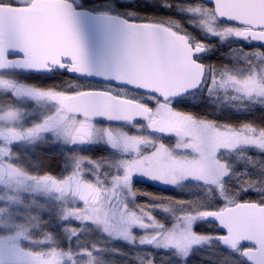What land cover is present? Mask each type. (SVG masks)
Returning a JSON list of instances; mask_svg holds the SVG:
<instances>
[{
	"label": "snow or ice",
	"instance_id": "6c2138e0",
	"mask_svg": "<svg viewBox=\"0 0 264 264\" xmlns=\"http://www.w3.org/2000/svg\"><path fill=\"white\" fill-rule=\"evenodd\" d=\"M142 7L0 0V264H264V0Z\"/></svg>",
	"mask_w": 264,
	"mask_h": 264
},
{
	"label": "trees",
	"instance_id": "16d2710c",
	"mask_svg": "<svg viewBox=\"0 0 264 264\" xmlns=\"http://www.w3.org/2000/svg\"><path fill=\"white\" fill-rule=\"evenodd\" d=\"M165 0H140L141 4H151V8H141L139 10L141 11H150L155 15H168V14H174L178 18L186 19V16L184 13L173 11L172 9H165L164 7ZM174 4H180L183 5L187 2V0H172ZM156 9H159V11H156ZM226 50V49H225ZM213 59H215V56H213ZM19 79L21 81H25L27 83L31 84H39L43 83L44 81H41L38 78H27L25 76H20ZM93 156H100L97 154L95 149H90L85 151ZM51 170V169H50ZM59 171V169H57ZM138 187H143L147 191H162V189H156L151 187L150 185H138ZM169 195H177V193L172 192L169 193ZM140 199H144V197H140ZM61 228H63V225H61ZM61 244H67V241L63 238L60 239ZM118 246L124 249L125 252L128 253V255H120V254H113L111 252H106L104 255L105 261H115L116 264H139V261H134L131 257L133 255L132 249H130L127 245L121 244L119 241H112L111 244L108 245V247ZM214 256V252L211 249V246H206L205 249H201L199 252H194L192 256L190 257V260L193 262V264H213V260L210 257Z\"/></svg>",
	"mask_w": 264,
	"mask_h": 264
},
{
	"label": "flooded vegetation",
	"instance_id": "af4514ba",
	"mask_svg": "<svg viewBox=\"0 0 264 264\" xmlns=\"http://www.w3.org/2000/svg\"><path fill=\"white\" fill-rule=\"evenodd\" d=\"M28 107H30V105ZM63 147H64L65 151H67V152H72V151L77 149L76 146H67V145H65ZM90 149H95V151L99 155H104L105 151H106V149H99L95 145L81 146V147H79L78 150L81 151V152H85V151L90 150Z\"/></svg>",
	"mask_w": 264,
	"mask_h": 264
},
{
	"label": "water",
	"instance_id": "95a60500",
	"mask_svg": "<svg viewBox=\"0 0 264 264\" xmlns=\"http://www.w3.org/2000/svg\"><path fill=\"white\" fill-rule=\"evenodd\" d=\"M5 7H7V5H5ZM124 103H127V102H124Z\"/></svg>",
	"mask_w": 264,
	"mask_h": 264
},
{
	"label": "rangeland",
	"instance_id": "374dc122",
	"mask_svg": "<svg viewBox=\"0 0 264 264\" xmlns=\"http://www.w3.org/2000/svg\"><path fill=\"white\" fill-rule=\"evenodd\" d=\"M27 122V121H26ZM77 150V149H76ZM76 150H74V151H76Z\"/></svg>",
	"mask_w": 264,
	"mask_h": 264
}]
</instances>
